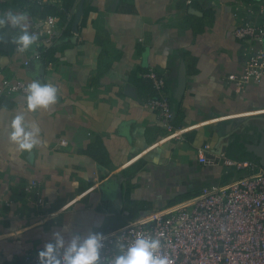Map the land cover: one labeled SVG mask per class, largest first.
<instances>
[{
    "label": "crops",
    "instance_id": "crops-1",
    "mask_svg": "<svg viewBox=\"0 0 264 264\" xmlns=\"http://www.w3.org/2000/svg\"><path fill=\"white\" fill-rule=\"evenodd\" d=\"M71 1L78 35L62 30L33 70L23 61L40 47L19 53L11 40L18 28L0 38V86L28 84L42 67L41 82L58 88L47 110L28 112L24 93L0 99V264L37 255L54 231L66 240L105 234L228 183L237 175H223L244 171L201 163L196 148L208 142L229 158L254 160L252 147L264 137V77L241 91L225 79L241 71L251 43L232 34L240 22L232 0ZM37 14L31 28L45 17ZM240 16L257 21L245 9ZM149 67L166 78L173 124L186 128L178 138L143 104L154 94L141 76ZM19 112L41 128L30 153L8 138ZM31 180L38 193L24 191Z\"/></svg>",
    "mask_w": 264,
    "mask_h": 264
},
{
    "label": "built area",
    "instance_id": "built-area-1",
    "mask_svg": "<svg viewBox=\"0 0 264 264\" xmlns=\"http://www.w3.org/2000/svg\"><path fill=\"white\" fill-rule=\"evenodd\" d=\"M28 1L39 6L51 5L56 13L48 14L29 30L38 37L34 43L41 49L26 58L24 65L40 59L43 49L67 28L75 12L74 8H65L62 0ZM232 1L234 15L240 19L233 26L232 34L251 42L245 48L241 71L225 76L227 81L234 83L236 91H241L247 83L258 82L264 77V0ZM244 9L256 16L257 21L241 17L240 11ZM71 32L78 35L76 30ZM141 76L149 80L154 90L143 104L156 113L169 136L180 137L186 128L173 124L174 113L166 95L164 74L149 67ZM26 85L20 79L4 81L0 86V99L24 93ZM61 144L66 141L62 140ZM196 154L201 163L222 164L244 172H237V177L228 183L211 184L172 208L128 220L118 229L105 233L100 250L101 264H111L115 255L140 235L159 238L161 254L168 256L173 264H264V169L252 159L229 158L224 151L213 150L208 142L197 147ZM37 184L31 180L23 189L31 192ZM4 203L8 205L9 200L5 199ZM9 264H38V259L37 255H26L20 263Z\"/></svg>",
    "mask_w": 264,
    "mask_h": 264
},
{
    "label": "clouds",
    "instance_id": "clouds-1",
    "mask_svg": "<svg viewBox=\"0 0 264 264\" xmlns=\"http://www.w3.org/2000/svg\"><path fill=\"white\" fill-rule=\"evenodd\" d=\"M23 13L8 11L0 18V25L8 23L13 29H20L11 37L19 53L29 50L38 37L24 30ZM58 88L49 82L33 79L24 88V106L28 112L49 109L57 102ZM9 140L18 151L31 152L41 143V128L38 123H29L23 112L13 116L10 123ZM105 236L102 232L90 231L87 235L73 232L66 240L61 231H54L51 239L38 250V264H101V248ZM161 240L157 237L138 236L111 260V264H173L161 254Z\"/></svg>",
    "mask_w": 264,
    "mask_h": 264
},
{
    "label": "trees",
    "instance_id": "trees-1",
    "mask_svg": "<svg viewBox=\"0 0 264 264\" xmlns=\"http://www.w3.org/2000/svg\"><path fill=\"white\" fill-rule=\"evenodd\" d=\"M62 2H63V6L65 8H69L73 4V1H71V0H62ZM11 3L16 4V5L28 3L29 5L33 6L36 9V12L37 11L39 12L40 17H44V16H47L48 14H55L56 13L55 7L48 5V4H45L43 6H39L35 3L29 2L28 0H11ZM73 20H74V17L71 18V22L68 24L67 29H65L62 33H64L65 31H70V29L72 27ZM14 30H16V29L11 28L8 23H4V24L0 25V38L4 36L3 33H5L6 31H14ZM49 48L50 47H48L45 52L41 53L40 58L41 57L43 58V56H45V54L50 52L51 49H49ZM0 104H1V102H0ZM259 141H260L259 144L252 147V153H253L252 156H253L254 160L258 163V165L264 169V152H263L262 148L259 149V145L264 141V137H261V139Z\"/></svg>",
    "mask_w": 264,
    "mask_h": 264
},
{
    "label": "rangeland",
    "instance_id": "rangeland-1",
    "mask_svg": "<svg viewBox=\"0 0 264 264\" xmlns=\"http://www.w3.org/2000/svg\"><path fill=\"white\" fill-rule=\"evenodd\" d=\"M0 18L4 17V14L8 11H12L14 13H23L25 15V23H24V30H28L33 25L36 24L35 17L38 15L36 9L29 5L28 3L24 4H13L11 0H0ZM39 13V12H38ZM28 16H31L28 17ZM264 46V42H263ZM237 172H232L229 175H223V180L228 181L233 175H236Z\"/></svg>",
    "mask_w": 264,
    "mask_h": 264
},
{
    "label": "water",
    "instance_id": "water-1",
    "mask_svg": "<svg viewBox=\"0 0 264 264\" xmlns=\"http://www.w3.org/2000/svg\"><path fill=\"white\" fill-rule=\"evenodd\" d=\"M79 14H80V11L78 10V12H76V16H75L74 23H73L74 28L76 27V22L78 21ZM33 68H34V61L31 60L30 63L26 66V69L27 70H33ZM39 70H40V72L34 78L39 79L41 81L42 67ZM184 85H185V68H184L183 63H181L180 67L178 69V74H177L176 93L178 95H180L182 93ZM261 148L263 149V152H264V141L259 145V149H261Z\"/></svg>",
    "mask_w": 264,
    "mask_h": 264
}]
</instances>
